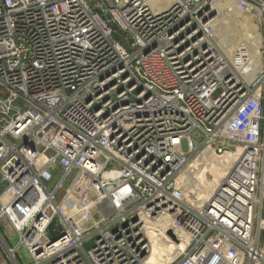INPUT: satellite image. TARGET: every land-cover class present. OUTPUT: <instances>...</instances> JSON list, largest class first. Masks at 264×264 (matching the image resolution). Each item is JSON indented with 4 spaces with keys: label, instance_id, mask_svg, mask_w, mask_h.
I'll return each mask as SVG.
<instances>
[{
    "label": "built area",
    "instance_id": "1",
    "mask_svg": "<svg viewBox=\"0 0 264 264\" xmlns=\"http://www.w3.org/2000/svg\"><path fill=\"white\" fill-rule=\"evenodd\" d=\"M170 1L0 0L11 262L24 250L30 264H148L163 228L146 218L166 207L189 237L170 264H264V85L216 45L212 0ZM233 8L264 18V0ZM204 152L235 161L199 208L183 176Z\"/></svg>",
    "mask_w": 264,
    "mask_h": 264
},
{
    "label": "bare ground",
    "instance_id": "2",
    "mask_svg": "<svg viewBox=\"0 0 264 264\" xmlns=\"http://www.w3.org/2000/svg\"><path fill=\"white\" fill-rule=\"evenodd\" d=\"M212 1L214 3H219V0ZM157 2L159 3L158 9H164L171 3L170 0H157ZM212 35L217 46H223L225 44L224 38L221 37L220 34L215 33L214 29L212 30ZM245 36V40H243L242 38L237 40L238 45L249 48V50L251 51L253 50L255 56L250 58V56L246 55V53L243 52L242 49H239L237 50V52L232 53L229 58L226 57L223 52L222 54L226 57L230 66L235 69L245 81L251 83L253 82L252 78L254 75L262 76L263 67L262 63L256 66L251 62L253 61V58L260 53L255 45L257 38L249 33L247 35L245 34ZM248 68H250V72L247 71ZM52 126H47L42 131L45 133V131L53 129ZM234 161V156L225 155L222 158H216L209 155L208 152H204L198 159H195L190 163L188 171L184 174L183 178L190 186L189 189H191L195 194V199L197 198L199 200V208L202 207L207 201H209L213 191L217 187L220 180L224 178L227 171L233 165ZM208 175L212 177L211 180ZM201 195L203 196V199L201 198ZM193 200L194 199H192V197L189 198V202L193 203ZM193 204L196 205V203ZM175 211L176 210L173 208L165 207L156 212L154 217L146 218L148 220H151L150 222H154L155 225L161 226L163 228L162 236L158 235L157 238H155L151 234V239L153 241L154 247L148 264H170L182 251L186 249L187 245L189 244V237L185 230V216L181 213H175ZM179 224L182 225L178 227V232L176 233L177 241H175L179 242L180 245L176 246V243L172 241L168 233L169 227H171V225ZM263 225L264 223H260V227H262Z\"/></svg>",
    "mask_w": 264,
    "mask_h": 264
},
{
    "label": "rangeland",
    "instance_id": "3",
    "mask_svg": "<svg viewBox=\"0 0 264 264\" xmlns=\"http://www.w3.org/2000/svg\"><path fill=\"white\" fill-rule=\"evenodd\" d=\"M235 0H219V3H214L213 1L209 2L207 5V13H206V20L209 21L210 25L214 29L215 33L220 34L221 37L224 38L225 44L223 46H218L223 54L229 58V56L237 52V50L242 49L246 55H249L250 58L255 56L253 50H249V48L243 47L238 45L237 40L242 38L243 40L246 39L245 34L248 33L253 35L257 38L255 45L257 49L260 51L259 55L253 58L251 61L254 65L258 66L262 63L263 67V74L262 76L254 75L252 81L261 80L264 85V18L259 15V13L249 12V11H242L237 8H233ZM227 28V29H226ZM242 30V31H241ZM245 33V34H244ZM233 36V37H231ZM122 37L120 35L117 36V40H120ZM129 48V47H127ZM237 65V64H236ZM264 90V88H263ZM53 127V126H52ZM54 128V127H53ZM202 139H200L201 143ZM200 156H196L192 160L198 159ZM210 180L212 177L208 175ZM49 188H52V184L49 185ZM203 199V196L201 195ZM179 225H171L169 227V232L175 234L178 232ZM260 226L259 223H256V233L259 234ZM2 233H5L4 229H1ZM11 234L10 231H8ZM62 232L61 227L59 226V220L56 219L50 229V235L53 238H56ZM264 236V231H261V239ZM7 237V235H6ZM8 243L10 248H14L17 245V239L10 240L7 237ZM172 239V238H171ZM176 246H179L180 243L176 242ZM262 245V241H261ZM90 243H85L84 248L86 251L90 249ZM18 262L19 264H30V257L24 250H21L18 255ZM0 264H16L11 262L9 259L8 252L3 246L0 240Z\"/></svg>",
    "mask_w": 264,
    "mask_h": 264
},
{
    "label": "water",
    "instance_id": "4",
    "mask_svg": "<svg viewBox=\"0 0 264 264\" xmlns=\"http://www.w3.org/2000/svg\"><path fill=\"white\" fill-rule=\"evenodd\" d=\"M168 235H169L173 240H176V241H177V237L175 236L174 233L169 232Z\"/></svg>",
    "mask_w": 264,
    "mask_h": 264
}]
</instances>
